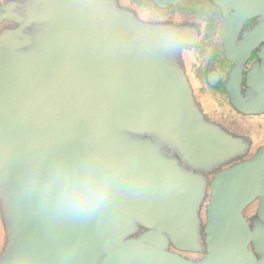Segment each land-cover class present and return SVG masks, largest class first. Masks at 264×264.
I'll use <instances>...</instances> for the list:
<instances>
[{"label":"water","instance_id":"95a60500","mask_svg":"<svg viewBox=\"0 0 264 264\" xmlns=\"http://www.w3.org/2000/svg\"><path fill=\"white\" fill-rule=\"evenodd\" d=\"M0 264H264V0H0Z\"/></svg>","mask_w":264,"mask_h":264},{"label":"clouds","instance_id":"9594fccd","mask_svg":"<svg viewBox=\"0 0 264 264\" xmlns=\"http://www.w3.org/2000/svg\"><path fill=\"white\" fill-rule=\"evenodd\" d=\"M58 177L59 206L73 215L91 214L103 207L110 196L111 181L95 175L82 166L68 165L58 171Z\"/></svg>","mask_w":264,"mask_h":264},{"label":"rangeland","instance_id":"374dc122","mask_svg":"<svg viewBox=\"0 0 264 264\" xmlns=\"http://www.w3.org/2000/svg\"><path fill=\"white\" fill-rule=\"evenodd\" d=\"M203 60H205V57H204V59ZM221 98H223V96L221 95Z\"/></svg>","mask_w":264,"mask_h":264}]
</instances>
